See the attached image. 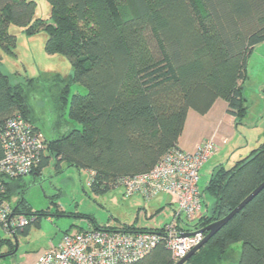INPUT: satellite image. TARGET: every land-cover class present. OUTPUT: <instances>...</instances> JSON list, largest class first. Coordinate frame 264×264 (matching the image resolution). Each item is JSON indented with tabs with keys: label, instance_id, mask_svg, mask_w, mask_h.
Masks as SVG:
<instances>
[{
	"label": "trees",
	"instance_id": "16d2710c",
	"mask_svg": "<svg viewBox=\"0 0 264 264\" xmlns=\"http://www.w3.org/2000/svg\"><path fill=\"white\" fill-rule=\"evenodd\" d=\"M45 1L47 18L35 16V0H0L2 50L12 53L15 44L10 24L23 26L28 35L42 30L45 51L63 54L72 68L67 80L56 76L61 100L52 128L65 131L53 139L44 136L31 175H40L54 157L57 170L61 162L87 170L91 189L102 193L179 149L189 110L205 114L221 98L229 114L243 115L241 82L252 48L264 41V0ZM33 81L12 83L0 68V133L15 113L39 131L28 101ZM70 82L86 92L69 96ZM2 152L0 135V158ZM262 181L264 139L233 165L213 169L204 189L213 199L211 211L192 227L202 229L226 216ZM26 188L23 178L0 176V202L20 193L12 208L38 223V215L24 206ZM1 242L8 251L0 257L15 253L14 242ZM125 264L172 261L161 241L145 257ZM183 264H264V188Z\"/></svg>",
	"mask_w": 264,
	"mask_h": 264
},
{
	"label": "rangeland",
	"instance_id": "374dc122",
	"mask_svg": "<svg viewBox=\"0 0 264 264\" xmlns=\"http://www.w3.org/2000/svg\"><path fill=\"white\" fill-rule=\"evenodd\" d=\"M35 1V16L47 18V2ZM8 31L14 35L15 44L12 53L0 48L1 71L12 83H25L27 78H34L28 95L34 125L45 138H56L65 131L63 127L52 128L57 104L61 100V83L57 82L56 76L67 80L72 73L70 62L63 54L45 51L47 35L44 31L28 35L24 27L17 24H10ZM68 89L69 96L86 92L75 82H70ZM241 91L245 107L241 117L225 111L208 116L189 110L180 138L185 146L183 149L191 152L195 142L210 138L217 148L199 171L198 188L203 195L201 210L192 220L180 215L179 224L184 229H190L200 216L211 211L213 199L204 189L213 169L220 164L233 165L264 139V41L256 44L248 56ZM219 101L222 102V99ZM73 125L78 127L76 123ZM55 165L56 158L51 157L40 175L23 177L27 187L23 193L24 206L29 208V213L38 215V223L31 222L25 234L18 232L15 236L6 233L0 225V243L3 239L14 242L15 238L17 241L15 253L0 257V264L31 263L51 243H59L66 231L75 232L107 224L113 227L135 224L147 229L158 228L169 223L174 212L178 211L177 205L172 204L166 194L150 198L139 194L125 196L122 186L96 193L89 185L90 173L87 170L77 169L66 162H61L58 170ZM20 197V193L15 194L7 203L14 206ZM237 250L238 245L234 247V256ZM7 251V243L0 246V254Z\"/></svg>",
	"mask_w": 264,
	"mask_h": 264
},
{
	"label": "built area",
	"instance_id": "2783aa9c",
	"mask_svg": "<svg viewBox=\"0 0 264 264\" xmlns=\"http://www.w3.org/2000/svg\"><path fill=\"white\" fill-rule=\"evenodd\" d=\"M0 135L3 150L0 176L10 180L29 175L39 163L44 148L43 133L15 113L5 120ZM216 148L210 138L197 143L191 152L171 149L149 170L120 178L125 196L139 194L150 198L166 194L170 197L178 211L169 223L157 230L125 231L107 224L66 231L59 243H51L28 264H125L145 257L161 241L175 264L204 237L200 229H184L179 220L181 214L192 220L201 210L203 195L198 188L199 171ZM30 223L31 218L14 211L6 201L0 202V225L6 233L14 235Z\"/></svg>",
	"mask_w": 264,
	"mask_h": 264
},
{
	"label": "water",
	"instance_id": "95a60500",
	"mask_svg": "<svg viewBox=\"0 0 264 264\" xmlns=\"http://www.w3.org/2000/svg\"><path fill=\"white\" fill-rule=\"evenodd\" d=\"M264 188V181H262L252 192H250L232 211L226 216L209 223L204 228L200 229V232L204 233L203 239L193 247L184 257H182L175 264H183L188 258H190L199 248H201L206 241L214 235L234 214L241 210L245 204H247L252 198H254ZM190 235L193 233H183L182 235ZM14 243L17 246V241L14 238ZM16 249V247H15Z\"/></svg>",
	"mask_w": 264,
	"mask_h": 264
},
{
	"label": "crops",
	"instance_id": "0c3cea01",
	"mask_svg": "<svg viewBox=\"0 0 264 264\" xmlns=\"http://www.w3.org/2000/svg\"><path fill=\"white\" fill-rule=\"evenodd\" d=\"M220 99H217L215 102H214V104L211 106V108L208 110V112H206L204 115H210V116H214V115H216V114H218L220 111H225V112H227L226 111V109H227V103H226V101H224L223 99H222V102H220L219 101ZM220 102V103H219ZM218 104V105H217ZM216 106V107H215ZM188 115H189V111H188V114H187V117H186V121H185V124H184V128H183V130H185V125H186V122H187V118H188ZM181 135H180V137L178 138V142H177V146H178V148L179 149H181V150H184L183 148H185V146L181 143ZM197 143H199V141L198 142H195L194 143V145L192 146V148L190 149L191 151H193L194 150V147H195V145L197 144ZM212 173V172H211ZM169 199H170V197H169ZM170 202H171V199H170ZM172 203V202H171ZM173 204V203H172ZM164 225V224H163ZM162 225V226H163ZM35 260V259H34ZM33 260V261H34ZM32 261V262H33Z\"/></svg>",
	"mask_w": 264,
	"mask_h": 264
}]
</instances>
